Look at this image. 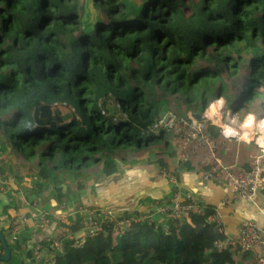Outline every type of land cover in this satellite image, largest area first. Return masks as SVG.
I'll list each match as a JSON object with an SVG mask.
<instances>
[{
    "label": "trees",
    "instance_id": "obj_1",
    "mask_svg": "<svg viewBox=\"0 0 264 264\" xmlns=\"http://www.w3.org/2000/svg\"><path fill=\"white\" fill-rule=\"evenodd\" d=\"M93 5L96 23L84 29L85 0H0V170L17 172L19 182L22 169L36 177L26 191L39 207L44 193L58 203L67 195L65 187L80 196L89 180L114 175L118 162L149 151L160 174L172 142L167 130H150L161 113H204L221 98L216 101L225 99L226 105L239 100L233 110L241 107L249 116L262 110L257 117L264 116V0ZM213 133L222 155L230 140L215 128ZM248 146L251 155L258 153ZM236 149L232 144L235 157ZM245 151L241 158L249 156ZM183 165L200 176L206 170L198 157ZM18 196L7 212L20 207ZM214 213L204 204L201 213L168 219L167 228L138 221L123 233L107 223L82 244L64 238L62 249L40 264H257L238 245L217 246L226 235L210 220ZM71 218L75 236L79 219ZM0 230L13 253L7 229ZM0 248L3 255L1 240Z\"/></svg>",
    "mask_w": 264,
    "mask_h": 264
},
{
    "label": "built area",
    "instance_id": "obj_2",
    "mask_svg": "<svg viewBox=\"0 0 264 264\" xmlns=\"http://www.w3.org/2000/svg\"><path fill=\"white\" fill-rule=\"evenodd\" d=\"M207 111L208 108L200 120L194 117L193 112L178 115L173 111H166L158 116L157 121L150 130L154 132V135H159L161 129L167 130L171 135L176 153L183 163L186 161L190 162L193 158L198 157L200 164L206 167L201 176L202 180H213L226 185L234 199L246 200L258 207V198L264 191V116L257 117L253 114L254 120L251 122L249 113H245L241 117L237 110L227 109V105L218 109L213 116H208ZM214 128L226 140H235L239 143L257 147L258 153L251 155L248 168H239L237 159L233 163L224 161L220 154V145L214 138ZM228 145L225 146V151L230 149ZM2 155L3 151L0 143V162ZM160 175L169 180L172 186V193L167 202L158 204L156 208L157 214L164 216L168 220L189 218L192 214L203 211L204 204L194 194L185 192L182 189L177 174L171 173L166 167H163ZM10 186L9 178L0 170V194L7 191ZM259 209L264 216L262 209L260 207ZM70 214L72 216L78 214L77 220L79 219L80 230L75 235L76 237L71 233L69 227L71 223L68 220ZM55 216L58 221L64 222L66 225L60 229L62 231L56 237L45 238L46 247L51 252L62 249L63 240L66 237L76 238L77 243H84L88 237L104 231V225L107 223L114 222V231L123 233L134 222H151L153 220L151 214L130 215L122 218L104 209L90 208L83 205L74 209L71 213L67 214V212H64ZM30 218L35 220L40 228L39 230L48 226L52 220L50 213L37 204L33 205ZM21 219H26V217L22 216ZM210 220L214 221L219 231L224 233L223 223L218 212L215 211ZM18 233L17 224L10 227V241L17 240ZM236 241L243 251H254L258 246H261V250L255 254V257L257 264H264V224L260 225L251 219H243L240 223ZM228 245H231V241L227 236L225 240L217 243L219 248ZM40 246L41 243L36 244L35 249H39Z\"/></svg>",
    "mask_w": 264,
    "mask_h": 264
},
{
    "label": "crops",
    "instance_id": "obj_3",
    "mask_svg": "<svg viewBox=\"0 0 264 264\" xmlns=\"http://www.w3.org/2000/svg\"><path fill=\"white\" fill-rule=\"evenodd\" d=\"M222 101H215L218 103ZM231 150L224 151L222 158L225 162L233 163L237 159L239 168L249 167L251 152L248 145L237 144L234 140L227 141ZM232 144L237 147V157H235ZM243 149L249 153L247 158H241L239 152ZM244 152V153H245ZM164 157L168 161L166 168L170 172L178 175L182 189L185 192L194 194L203 204L211 205L221 216L224 227V233L231 241V245H237L240 223L243 219H251L264 224V216L259 207L264 212V191L258 198V207L246 200H237L232 197L230 189L217 181H204L201 176L193 170H187L183 163L178 161L173 144L170 142L166 148ZM197 158V157H196ZM16 163V159L9 157V160ZM154 150L147 152L142 157L131 161L130 163L118 162V172L111 176H104L98 181L89 180L87 189L80 196L68 187L64 188L65 195L62 202L58 203L55 198L44 193L42 198L46 201L41 208L46 209L51 215L71 213L78 207L87 206L90 208H101L111 212L119 217L125 213H146L151 214L155 222L164 225L167 228V219L156 213L159 203L167 202L172 193V186L169 180L158 173L157 159ZM9 172V173H8ZM8 175L12 178L13 184L9 189L0 194V228L7 229L10 234V227L14 224L18 226V238L10 241L15 244V250L11 257L21 260V264H40L49 260L52 252L46 247V237H56L62 230V222L58 221L56 216L45 228L37 226L34 219L30 218V212L33 210V202L28 199L27 186L30 185L31 179L34 178L24 169L21 172V181H18L17 172L9 171ZM15 193L19 194L17 200L21 205L17 209H11L8 212L5 207L9 204ZM56 191H52V194ZM35 197V195H33ZM32 196V197H33ZM76 197H79L76 201ZM37 198V197H36ZM36 204V202H34ZM24 216L26 219H21ZM71 219L75 220L78 214H70ZM233 242V244H232ZM8 243V242H7ZM41 243L39 249H35L36 244ZM261 250L258 246L254 251L255 254ZM6 262V261H3ZM257 262V261H256ZM2 263V261L0 262Z\"/></svg>",
    "mask_w": 264,
    "mask_h": 264
},
{
    "label": "rangeland",
    "instance_id": "obj_4",
    "mask_svg": "<svg viewBox=\"0 0 264 264\" xmlns=\"http://www.w3.org/2000/svg\"><path fill=\"white\" fill-rule=\"evenodd\" d=\"M96 19H97V11H96V9H95V7H94V5H93V2H92V0H87V10H85V14H84V17H83V19H82V21H83V27L85 26V29L86 28H93L94 27V24L96 23ZM213 88V87H212ZM211 88H209V89H207L206 90V92L208 93V94H210V95H213L214 94V92L213 93H210L209 92V90H210ZM177 97H180L179 95H176ZM219 99H221V98H217V99H215V100H213V101H211L210 102V105H209V107H207L208 108V111H207V113H211V110H212V105L213 104H215L214 102L216 101V100H219ZM223 99V98H222ZM226 104H227V102H226V100L225 99H223V106H226ZM239 104V100H235L234 102H232V103H230V104H228L227 105V109H234L237 105ZM222 106V107H223ZM198 110H200V111H202L203 109L201 108V106L200 105H198ZM210 108V109H209ZM69 109H71V110H73L72 109V107H69ZM207 110V109H206ZM237 111L239 112V114H240V116L241 117H243L244 116V110L241 108V107H237ZM205 113V112H204ZM204 113H202V114H204ZM252 113V112H251ZM263 114V112H262V110H256V113H252V114H255L256 116H259L258 114ZM251 117V118H250ZM249 120H251V122H253V120H254V116L253 115H250L249 116ZM0 138L1 139H3V137L1 136V134H0ZM237 144H241V143H239V142H237V141H235ZM172 144H173V142H172ZM229 146V145H228ZM173 149L175 150V147H174V144H173ZM175 152H176V150H175ZM177 154V153H176ZM222 154H224V152L222 151ZM3 157H9V155L7 154V153H4V156ZM10 157H12V156H10ZM177 157H178V155H177ZM14 159H15V157H13ZM178 159H179V157H178ZM156 160V159H155ZM11 162H12V164H17V163H15L14 161H12L11 160ZM24 169H22V171H23ZM8 170H6L5 172H4V174H6V176L9 178V181L11 182V185L13 184V181H12V178H10L9 177V175H8ZM15 172V171H14ZM35 181V179L34 178H32L31 179V183H30V185L32 186V184H33V182ZM35 203L33 202V205H34ZM61 205H63V202L61 203ZM68 220H69V218H68Z\"/></svg>",
    "mask_w": 264,
    "mask_h": 264
},
{
    "label": "water",
    "instance_id": "obj_5",
    "mask_svg": "<svg viewBox=\"0 0 264 264\" xmlns=\"http://www.w3.org/2000/svg\"><path fill=\"white\" fill-rule=\"evenodd\" d=\"M93 2V0H92ZM85 10H87V0H85ZM85 29V26H84ZM87 29V28H86ZM194 117L198 120L203 118V114L202 113H194ZM0 240L5 248V253L3 255L0 256V262L2 261H8L11 257V249L7 243V240L4 236V234L2 233V231L0 230Z\"/></svg>",
    "mask_w": 264,
    "mask_h": 264
},
{
    "label": "bare ground",
    "instance_id": "obj_6",
    "mask_svg": "<svg viewBox=\"0 0 264 264\" xmlns=\"http://www.w3.org/2000/svg\"><path fill=\"white\" fill-rule=\"evenodd\" d=\"M212 106H213V107H212L211 113H207L208 116H213V115L216 113V111H217L218 109H221L222 106H223V102L215 103V104H213ZM250 121H251V120H250ZM251 124H252V123H251ZM229 150H230V149H229ZM227 151H228V150H227ZM178 161H180V162L183 163V161L180 160V159H178Z\"/></svg>",
    "mask_w": 264,
    "mask_h": 264
}]
</instances>
